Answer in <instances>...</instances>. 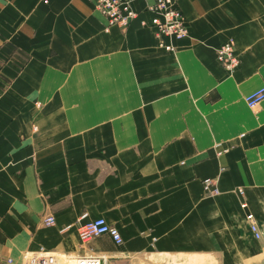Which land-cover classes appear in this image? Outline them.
Wrapping results in <instances>:
<instances>
[{
    "label": "crops",
    "instance_id": "obj_1",
    "mask_svg": "<svg viewBox=\"0 0 264 264\" xmlns=\"http://www.w3.org/2000/svg\"><path fill=\"white\" fill-rule=\"evenodd\" d=\"M151 2L105 30L87 0H0V264H264V99L245 102L264 85V0H175L187 32L164 38L172 50ZM226 41L232 72L215 56ZM98 217L120 245L81 240Z\"/></svg>",
    "mask_w": 264,
    "mask_h": 264
},
{
    "label": "built area",
    "instance_id": "obj_2",
    "mask_svg": "<svg viewBox=\"0 0 264 264\" xmlns=\"http://www.w3.org/2000/svg\"><path fill=\"white\" fill-rule=\"evenodd\" d=\"M46 2L47 0H43ZM92 8L99 12L107 21L105 30L110 25L125 26L136 15L133 10L132 0H87ZM146 10L151 13L148 26L153 33L158 46L172 50L171 44L164 42V38H181L187 32L183 14L176 5L175 0H152L146 6ZM216 60L226 70L232 72L239 63L238 57L235 54L233 43L226 41L216 48ZM264 99V85L250 92L245 96V102L249 107L257 105ZM202 188L206 194H215L218 192L213 180L205 178L202 181ZM239 194L242 190L238 189ZM245 207V202L241 203ZM86 213H83L80 218H84ZM79 218V219H80ZM246 219L249 223L254 238L259 239L261 234L256 225L255 219L251 213L246 214ZM43 222L47 225L54 222L52 215H47L43 218ZM65 229V228H64ZM76 231L85 241L91 237L98 235H107L115 245H120L122 242L121 236L115 226L107 223L104 218L98 217L84 223H77ZM24 264H107V258L102 255H62L57 253H49L41 258L26 260Z\"/></svg>",
    "mask_w": 264,
    "mask_h": 264
},
{
    "label": "rangeland",
    "instance_id": "obj_3",
    "mask_svg": "<svg viewBox=\"0 0 264 264\" xmlns=\"http://www.w3.org/2000/svg\"><path fill=\"white\" fill-rule=\"evenodd\" d=\"M149 259V260H148ZM161 259H164L160 256H157L156 254H148L143 256H135L133 258H128V260H125V263L127 264H157Z\"/></svg>",
    "mask_w": 264,
    "mask_h": 264
},
{
    "label": "bare ground",
    "instance_id": "obj_4",
    "mask_svg": "<svg viewBox=\"0 0 264 264\" xmlns=\"http://www.w3.org/2000/svg\"><path fill=\"white\" fill-rule=\"evenodd\" d=\"M149 260V259H148Z\"/></svg>",
    "mask_w": 264,
    "mask_h": 264
}]
</instances>
